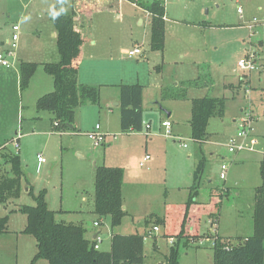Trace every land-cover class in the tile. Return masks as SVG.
Instances as JSON below:
<instances>
[{"label":"rangeland","instance_id":"1","mask_svg":"<svg viewBox=\"0 0 264 264\" xmlns=\"http://www.w3.org/2000/svg\"><path fill=\"white\" fill-rule=\"evenodd\" d=\"M54 1L0 0V51L4 48L3 41L11 33L12 24L19 25L20 36L15 50L16 62L7 68L0 66V176L11 174L10 164L2 158L4 154H18L23 173L20 196L5 204L0 202V217L8 215L6 232L0 234V264H48L44 259L32 262L36 241L32 235L22 232L26 216L18 210L23 205H35L33 198L42 191L47 207L55 212L57 221L70 220L92 231L93 221H101L95 214L86 211L91 203L93 205L94 181L91 179V170L95 160L97 164L101 162L124 169L126 184L123 187V200L128 213L123 221L130 226L128 231H135V227L138 231H144V217L150 211L158 215L165 213L170 229L159 224L160 230L150 232L145 237L144 264H166L165 257L176 239L164 236L163 229L175 232L178 227L180 203L188 199V196H184L185 187L192 183V169L195 170L203 160L198 203L207 204L211 197H217L220 204L216 210L215 203V209L208 216L200 215L198 230L191 228L186 231L192 233L181 241L179 264H213L212 238L215 234L233 243L253 232L254 187L262 183L260 164L264 157V0H237L238 3L236 0H164L168 17L177 22L170 20L168 23L164 53L156 54L149 49L144 30L138 27L139 19L135 21L137 16L129 3L121 6L122 19L114 8L103 27L95 30L98 33L97 46L104 49L111 47L109 51L120 60L129 83L138 81L154 90L161 83L170 85L171 82L195 78L206 69V77L213 82L212 90H206L207 95L225 97L224 114L209 120L207 131L210 136L202 144L189 136V125L185 122L188 102L178 103V126L188 149L180 147L183 140L170 141L173 147L168 155L159 158L152 156L142 167L139 161L144 153V135H139L140 138L135 142L125 144L128 139L120 136L121 131L114 115H104V106L101 113H97L99 111L93 107L96 113L95 119H92L95 122L89 125L106 124L112 133L105 137L103 146V142L95 146L94 139L87 135L91 132L89 127L81 128L80 135L69 130H58L50 121L49 113L35 111L38 93L34 92L36 81H32L25 90L20 89L18 78L22 60H57L55 36H51L53 24L48 14ZM80 5L76 0L66 1L65 10L73 14V22ZM238 5L241 12L237 11ZM253 18L256 21H252ZM198 19H205L213 27L206 34L211 48L204 50L195 47L200 42L201 33L195 28L198 24L193 25L192 22L197 23L200 21ZM136 39L139 42L143 40L142 49L148 55L147 60L136 59V56L128 58L122 54L121 49L131 48ZM34 40L39 42V46L41 44L40 53L36 57L21 55L19 62L17 52L28 53L34 47ZM247 51L254 52L251 59L253 68L241 70L237 61L244 59ZM88 61L86 52L85 64ZM156 65L161 66V71L154 69ZM41 76L47 75L39 66L33 80H39ZM226 82L240 84L235 95L230 87L224 86ZM183 87L189 97H197L204 89L190 84H183L179 88ZM169 89L175 90L177 87ZM106 90L112 93L111 89ZM154 92L147 93L143 116L144 122L150 121L152 128L157 127L156 114L160 112L159 106L154 104ZM26 110L31 115L26 114ZM244 118H249L252 134L259 138L260 143L254 151L239 152L236 154L238 160L230 162L228 158L233 154L227 153L226 144ZM15 132L20 135L18 150L12 144ZM188 150L194 153L191 159H187ZM78 154L83 157L80 158ZM38 155L44 158V162L37 161ZM221 155H226V159H221ZM163 162L166 164L163 165ZM221 162L228 164L226 182L219 179ZM25 187L28 188L26 191ZM82 209L85 212L60 214L66 211L80 212ZM149 222L155 224L152 216ZM105 231L102 228L101 234ZM100 246L102 250L104 245Z\"/></svg>","mask_w":264,"mask_h":264},{"label":"trees","instance_id":"2","mask_svg":"<svg viewBox=\"0 0 264 264\" xmlns=\"http://www.w3.org/2000/svg\"><path fill=\"white\" fill-rule=\"evenodd\" d=\"M66 1L55 0L48 11L56 33L57 60L44 62L42 66L45 73L52 77L53 90L38 97L35 102V109L50 113L51 121L57 123L60 130L69 129L70 125L72 129H75L74 115L79 105H97L100 100V86L79 83L76 78L80 46L85 39L74 29L73 14L64 11L53 19L55 13L65 9ZM127 1L150 14L149 48L151 51L162 52L165 40V1ZM37 66L36 62H20L19 87L21 90L28 86ZM245 83H247L246 80ZM142 87L140 83L120 84L118 87L121 132L140 131L143 127ZM162 99H186V90H163ZM224 107L223 97L204 96L191 99L189 126L193 141L201 144L208 139L209 120L212 117H222ZM2 158L11 166L10 175L0 176V202L5 204L8 200L20 196L23 173L18 154H4ZM203 166L202 160L193 170L188 199L184 203L183 214L175 232L165 230L169 225V222L166 224L165 217H153L154 225L160 224L165 227L164 236L176 239L169 247L165 257L166 264H179L181 241L192 233L186 231L191 230L192 226L189 218L191 206L198 204L196 198ZM260 175L262 183L254 188L252 234L243 239L238 238L233 243L216 234L212 243L213 264H264V157L260 164ZM122 183L123 169L121 167L106 165L95 167L93 213L101 220L108 218L112 229L121 224L126 214L122 208ZM33 199L35 205H23L18 209L26 216V224L22 232L32 235L36 241V252L32 262L44 259L48 264H143L145 234L114 233L111 236L108 251L95 249V240L85 237V229L81 224L55 219V212L47 207L43 191ZM219 204L220 201L215 205L216 210ZM100 222L97 221V224ZM7 223L8 215L0 217V234L6 232ZM145 223L148 225L149 221Z\"/></svg>","mask_w":264,"mask_h":264},{"label":"crops","instance_id":"3","mask_svg":"<svg viewBox=\"0 0 264 264\" xmlns=\"http://www.w3.org/2000/svg\"><path fill=\"white\" fill-rule=\"evenodd\" d=\"M78 3V6L80 5L77 13L74 16V23H75V30L80 33V35L85 39V41L81 44L80 46V59L76 65V78L77 81L79 83H83V84H91V85H98L100 86V100L99 103L97 105H92V104H85V105H79L76 110H75V117H74V127L75 129H72V126H69V130L71 131L73 134L75 133L76 135H80L82 134L81 128H87L89 127V131H94L95 130V126L98 125L99 129L98 131H100L101 133H103L105 135V137L112 131L110 129V126H107L106 124L100 125V124H96L94 127H92V125L89 124H93L95 121H93L92 118L95 119L94 113L95 112V108H97V110L99 112L97 113H101L103 111V106L105 107L104 109L106 114V116L108 115H114L116 121L118 122L119 125V101H118V87L120 84H131L129 83V77H126V73L123 72L122 70H125L121 65H120V60L116 57L113 56L111 54V51H109V49H111V47L109 46L107 49L104 48H100L99 46V42L97 40V35L98 33L95 32L96 29H98L99 27L102 28L103 25L107 22V17H110V12L114 11V8H116L117 10V16L122 19V14L120 12L121 10V6H123L125 3H129L132 11L134 12V14L137 16L135 18V21H137L138 19V27L143 28L144 30V37L147 39V41L149 42V37H150V14L141 9L140 7H138L137 5H135L134 3H131L127 0H76ZM171 21H174L175 23L176 20L175 19H170L168 17V14L166 12L165 9V15H164V21H165V40H164V50L166 49V40H167V26L168 23H170ZM200 21H198L197 23H193V25L198 24V27H195L199 30V32L201 33L200 37L201 39L199 40L200 42H197L198 44L195 46L197 49H206L207 47L212 46V44L209 43L208 38H206V34L209 30L213 29V27L207 23V21L205 19H198ZM96 21H98V23L96 24ZM196 22V21H195ZM95 26V29H94ZM51 32H52V37H54L56 35L55 33V29L53 27V30L51 28ZM147 35V36H146ZM133 44L132 47L129 49H132L134 46L136 45H141L143 46V40L142 41H138L133 40ZM32 45L34 47L29 49L28 53H23L21 51L17 52V55H19L20 59L19 62L21 60V55H25V56H32V57H36V54L38 55L40 52V48H41V44L39 46V42L36 40H34L32 42ZM214 48V47H213ZM150 49V48H149ZM127 50L126 48H122L121 52L124 56H127L124 51ZM164 50L162 52L159 51H152L153 53H164ZM87 52V60L88 64H85V53ZM89 53V54H88ZM143 56H136V59H141L143 58L144 60H147L148 55L145 54V51L143 52ZM157 54V53H156ZM43 56V55H42ZM129 58V56H127ZM135 56H132L130 58H133ZM142 59V60H143ZM23 61V60H22ZM16 62V61H15ZM14 62V63H15ZM18 62V64H19ZM24 62H38V66H42V64L46 61H24ZM205 62V61H204ZM196 63V62H194ZM207 64H205L206 66ZM36 68V71H37ZM43 69V66H42ZM154 69L159 72L161 71V66L160 65H156L154 66ZM35 71V73H36ZM44 71V69H43ZM34 75L31 77L29 84L27 87H29V85L32 83V81H36V85H35V89L36 91L34 92H38L37 93V98L49 93L53 90V80L52 77L50 75H48L47 73H45V75L47 76H41V78H39V80H33ZM208 75L207 70L205 69V71L203 72V74H201L200 72L198 73V75L195 78L189 79V80H181V81H176V82H171L170 85H167L165 83H161L159 86L157 85L154 90V94H153L154 98L156 101H154L155 105L159 106L160 112L159 114L157 113L156 116L158 118V125L155 128H152V125L149 122H144L143 119V127L140 131H127V132H121L120 136L121 137H126L124 139H128L127 143L124 142L125 144H129L130 142H135L137 141L140 137H138L139 135H144L145 140H143V148H144V153L141 154V158L140 161H142L143 157L145 155H149V158L145 161L148 162L149 160L152 159V156H155L156 158H159V156H166L168 155V151L171 150L172 151V145L170 144V141L173 142H178L176 141L173 137H166L163 134V128L160 125V122L164 119H169L172 122V136L174 137H180V138H184L183 134L180 132L179 130V126H178V116L176 115L177 112V104L180 103L181 101H187V114L185 117V122L188 123L189 125V121H190V117H191V99L193 98H200V97H204V96H208L206 93L207 91H211L213 88V82L212 80H210L209 78H207L206 76ZM50 77V78H49ZM19 79V78H18ZM185 81L187 84H185ZM188 81V82H187ZM34 83V82H33ZM135 83H138L135 82ZM140 83V82H139ZM141 84V83H140ZM184 86L185 85H192L193 87H199L204 88L202 93H198L197 97H189V95H187L186 92V99L184 100H177V99H162V92L163 90L170 88H176L180 89V86ZM34 84H32L33 87ZM142 87V109H143V116H144V112H145V105L144 102L145 100H147L148 98H146L147 93L149 92H153V88H147L148 86L141 84ZM238 85L240 87V84L235 85L234 83H228L226 82V84H224L225 87H230V89L233 91V94L235 95V92H238ZM26 87V88H27ZM150 87V86H149ZM25 88V89H26ZM24 89V90H25ZM106 89H111V92H108ZM183 89H185L183 87ZM109 93V94H108ZM37 98L35 100H37ZM225 98V97H224ZM161 102L162 105H160L159 101ZM36 102V101H35ZM152 104V103H149ZM23 107V106H22ZM95 107V108H93ZM149 109L150 106L148 107ZM37 113H39L37 110H35ZM43 113H45L46 111H41ZM166 112H168L170 115L167 116ZM26 114H29L28 110L25 111ZM48 113V112H46ZM49 119L51 121V114L49 113ZM104 119V118H103ZM211 119V118H210ZM52 122V121H51ZM54 128L59 130V126L55 125V122H52ZM149 125V129L147 130L148 135L145 134V126ZM209 125V123H208ZM52 128V129H54ZM120 129V126H119ZM144 132V133H143ZM15 134H17V132H15ZM86 133L84 132L83 135H85ZM209 134V132H208ZM189 136H190V126H189ZM210 136V135H209ZM230 136V135H229ZM228 136V137H229ZM104 137V139L106 140V138ZM191 138V137H190ZM209 138V137H208ZM20 139V138H19ZM122 139V138H121ZM208 140V139H207ZM206 140V141H207ZM124 141V140H123ZM123 141H121L123 143ZM206 141H204L203 143H205ZM106 142V141H105ZM105 142H103L101 145L103 146L105 144ZM120 142V143H121ZM182 143H184V139L182 141ZM198 144H200L198 142ZM202 144V143H201ZM180 147L181 144H179ZM185 149H188V145L186 147H182ZM211 154V152H210ZM187 155V159H191L194 155V153L190 150H188L186 152ZM78 156L80 158L83 157V155L78 154ZM238 155H232L230 158V162H235L236 160H238ZM221 159H226V155H221ZM139 161V162H140ZM97 161H93L92 162V170H91V179L94 181V175H95V167L97 165H104V163L100 164L96 163ZM144 162V163H145ZM224 163V162H221ZM97 164V165H96ZM166 162H163V165H165ZM108 166V165H106ZM154 166V162L151 164V168H153ZM150 168H147V170H149ZM194 168L192 169L191 174L193 173ZM228 170V169H227ZM125 179L126 176L124 175V169H123V183H122V203L123 206L122 208L126 211L125 216L123 217V219L127 216V204L126 202H124L123 200V187L125 186ZM220 179V178H219ZM227 179V177H226ZM226 179L223 180L224 182H226ZM192 184V183H191ZM188 185L185 188V197L187 198V196L189 195V187L191 186ZM94 185V183H93ZM257 186V185H256ZM255 186V187H256ZM254 187V188H255ZM184 188V187H183ZM28 188L25 187V191ZM196 201L199 202V200L196 198ZM219 200L217 199V197H212L211 200L207 203V204H196L191 206V212L189 214V218L191 219V224L192 226L198 230L197 225L199 224V219H200V215L202 214H210L214 208L215 203H217ZM202 202V201H201ZM184 203L185 201H183V203H180V211H179V218H178V222L182 217L183 214V209H184ZM90 213H93V205L91 203V205H89L88 210H86ZM85 212L84 209H82V211L80 212H69L66 211L65 213H60L61 215H68V214H75V213H83ZM94 214V213H93ZM146 215V214H145ZM150 216L154 217V216H158L160 218L165 217V213H163V215H158L155 214L154 212H151L149 214H147L144 217V226L145 229L144 231H138L139 229H137L135 227V231H128L130 229V226L127 223H124L123 219L120 225H118L117 227H114L113 229L110 227L109 225V220L108 218H104L103 220H101L102 222V228H105L106 231L105 233L102 235L101 234V226L99 224L94 225L97 221H93V229L92 231H88L86 226L83 225L84 229H85V237L88 239H95V236L98 235L101 240L99 242V247L98 249H100V245H104V248H102L103 251H108L110 249V244H111V236L114 233L117 234H132V233H139V234H146L147 231L152 229V225L150 222L147 223L148 225H146V221H149ZM107 219L106 223L105 220ZM154 220V218H153ZM64 221V220H62ZM64 222H70V220L64 221ZM168 221H166L167 224ZM191 226V228H193ZM167 228H169V226L167 225ZM158 230H160V228L158 227ZM164 230V229H163ZM164 232V231H163ZM219 235V234H218ZM154 247H155V243H154ZM143 264H144V260H143Z\"/></svg>","mask_w":264,"mask_h":264},{"label":"built area","instance_id":"4","mask_svg":"<svg viewBox=\"0 0 264 264\" xmlns=\"http://www.w3.org/2000/svg\"><path fill=\"white\" fill-rule=\"evenodd\" d=\"M236 3H238L237 0H236ZM237 11L241 12V7L239 5L237 6ZM252 21H256V19L253 18ZM253 23H255V22H253ZM19 37H20L19 36V25L17 23L12 24L11 33H10L9 37H7L3 41L4 48L0 51V66L7 68V67H10L12 65V63L15 62V60H14L15 50L17 49V46H18ZM143 52H144V50L142 49L141 45H136L132 49H127L124 51V53L129 57L143 56L144 55ZM253 53H254L253 51H250V52L247 51V55L245 56V58L239 59L237 61V65L241 70H247V69L253 68V64L251 61L252 56L254 55ZM248 121H249V118L242 119L240 121L239 129L236 131L235 135L231 136L228 139V142L226 144L227 153L236 155L242 151H254L256 149V147L259 145L260 140L258 137H256L255 135L252 134V126ZM55 125H57V123H55ZM160 125L163 128L164 136L173 137L178 142H181V140H183L180 137L172 136V130H171L172 122L169 119L162 120L160 122ZM144 128H145V134L148 135L147 130L149 129V125H146ZM98 129H99V126L96 125L95 130L91 131L90 133L87 134L90 137H92V139H94V145L95 146L100 145L103 142L104 137H105V135L103 133H101L100 131H98ZM19 138H20V135L16 134L15 137H13V139H12V144H13V147L15 150L19 149ZM180 144L182 147L187 146L186 143L181 142ZM148 158H149V155H145L143 157L142 161L139 162V166L142 167L144 162ZM37 161L38 162H44V158L42 156L38 155ZM227 169H228L227 163H221L220 164L219 178L221 180L226 179ZM94 225H97V222ZM157 231H158V226L153 225L152 229L149 230L145 234V237L150 235V232H157ZM145 237H144V239H145ZM213 238H212V240H213ZM94 240H95L94 248L98 249L99 242H100L101 238L98 235H96Z\"/></svg>","mask_w":264,"mask_h":264},{"label":"clouds","instance_id":"5","mask_svg":"<svg viewBox=\"0 0 264 264\" xmlns=\"http://www.w3.org/2000/svg\"><path fill=\"white\" fill-rule=\"evenodd\" d=\"M64 11H66V10H65V9H61L60 12L55 13V14L53 15V19H55L58 15L62 14ZM25 18L27 19V17H25Z\"/></svg>","mask_w":264,"mask_h":264},{"label":"water","instance_id":"6","mask_svg":"<svg viewBox=\"0 0 264 264\" xmlns=\"http://www.w3.org/2000/svg\"><path fill=\"white\" fill-rule=\"evenodd\" d=\"M166 114H167V116L170 115L168 112H166ZM70 127H71V125H70Z\"/></svg>","mask_w":264,"mask_h":264}]
</instances>
